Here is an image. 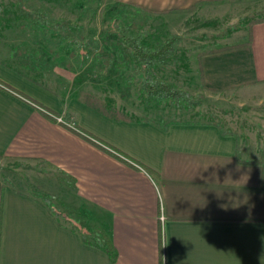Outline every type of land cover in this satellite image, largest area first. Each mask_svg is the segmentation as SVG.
I'll list each match as a JSON object with an SVG mask.
<instances>
[{
	"label": "crops",
	"instance_id": "crops-1",
	"mask_svg": "<svg viewBox=\"0 0 264 264\" xmlns=\"http://www.w3.org/2000/svg\"><path fill=\"white\" fill-rule=\"evenodd\" d=\"M111 1L176 20L180 33L192 9L259 0ZM262 17L237 45L197 52L204 90L264 84ZM30 59L0 54V158L41 164L43 191L73 215H52L23 179L0 175V264H264V163L241 155L234 135L198 122L207 119L146 113L133 88L124 100L98 95L124 115L100 111L81 99L73 65L72 77L49 78ZM91 224L106 232L113 260L88 242Z\"/></svg>",
	"mask_w": 264,
	"mask_h": 264
},
{
	"label": "rangeland",
	"instance_id": "rangeland-1",
	"mask_svg": "<svg viewBox=\"0 0 264 264\" xmlns=\"http://www.w3.org/2000/svg\"><path fill=\"white\" fill-rule=\"evenodd\" d=\"M191 12L184 26L175 28L182 39L173 60L155 72L184 86L193 94L195 103L188 107L167 103L147 107L142 102L143 107L146 113L152 107L159 115L214 120L223 129L236 133L241 155L264 163V84L219 92L204 90L198 81L196 55L240 41L250 19L264 16V0L232 6L230 10ZM37 15L40 23L32 24ZM113 23L146 30V43L154 45L172 32L170 25L178 21L166 17L161 21L136 6L111 0H0V54H30V63L40 66L49 78L60 71L64 78L72 77L65 67L73 65L78 72L74 74V87L81 86L83 91L100 97L124 100L129 98L131 88L137 93L135 80L139 73L134 72L118 36L110 32ZM75 40L87 43L81 49L84 54ZM118 59L124 63L121 70L116 67ZM137 98L141 102L138 93ZM42 172L38 162L0 158V175L23 179L30 191H43L44 178H37Z\"/></svg>",
	"mask_w": 264,
	"mask_h": 264
},
{
	"label": "trees",
	"instance_id": "trees-1",
	"mask_svg": "<svg viewBox=\"0 0 264 264\" xmlns=\"http://www.w3.org/2000/svg\"><path fill=\"white\" fill-rule=\"evenodd\" d=\"M37 16L38 17L31 21L32 24L40 23L39 15ZM255 19L257 20L260 18ZM109 28L110 32L118 36L120 45L125 49V51H127L129 55V61L134 72L139 73V78L135 80V86L138 97L141 98V102H144L145 106L148 107L149 105H160L167 103L175 105L176 107H188L195 103L193 94L191 92L178 87L177 84L172 80L157 76L155 72L157 67L163 64H168L173 60L176 51L179 49V42L182 39L181 34L170 32L159 43L150 45L145 41L146 35L148 33L146 30L133 29L126 24L119 23H113L109 26ZM83 39L84 38H82L80 41ZM80 41L75 40L74 42L78 44V47L81 51V49H84L87 46V43L83 45V43ZM234 45L237 44L213 48L211 51L227 49ZM84 51H81V53L84 54ZM198 54H201V52ZM118 61L119 62L116 64V67L117 69L121 70L124 67V63L121 61V59H118ZM80 97L83 101L93 105L100 111L108 110L124 115L119 109L102 100L99 96L93 93L82 90ZM144 118H146V115H144ZM153 122L162 128H166L171 123H176L179 121L167 120L164 122H158L153 120ZM198 122L213 123L220 128L223 134L234 135L236 138V148L239 147L237 135L233 131L223 129L214 120L207 119ZM246 161L258 162V160ZM35 195L45 201L52 215L56 216L59 214V216L62 217L67 216L72 218V211H65L64 209L63 211H58V209H56V202L61 205H63V203L55 195L42 190L36 191ZM78 215L82 216L80 213H78ZM89 232V235L92 236L93 240L88 241L85 238L83 239L88 242H92L95 246L100 247L108 254L110 260H113L115 258L116 250L113 244L110 242L106 232L96 224H91V230H89Z\"/></svg>",
	"mask_w": 264,
	"mask_h": 264
},
{
	"label": "built area",
	"instance_id": "built-area-1",
	"mask_svg": "<svg viewBox=\"0 0 264 264\" xmlns=\"http://www.w3.org/2000/svg\"><path fill=\"white\" fill-rule=\"evenodd\" d=\"M47 112L51 114V112H49V111H47ZM54 117H55V119H56L57 121L62 122V123L65 124L66 126L72 128V129H74V130H78V131H79V129L76 127V125L74 124L73 121L63 120V119H62L60 116H58V115H54Z\"/></svg>",
	"mask_w": 264,
	"mask_h": 264
}]
</instances>
